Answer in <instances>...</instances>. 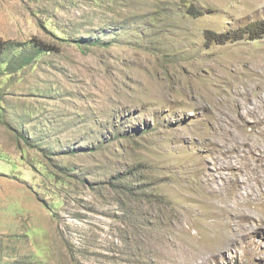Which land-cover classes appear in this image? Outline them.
<instances>
[{
  "label": "rangeland",
  "instance_id": "obj_1",
  "mask_svg": "<svg viewBox=\"0 0 264 264\" xmlns=\"http://www.w3.org/2000/svg\"><path fill=\"white\" fill-rule=\"evenodd\" d=\"M263 20L0 0V264H264Z\"/></svg>",
  "mask_w": 264,
  "mask_h": 264
},
{
  "label": "trees",
  "instance_id": "obj_2",
  "mask_svg": "<svg viewBox=\"0 0 264 264\" xmlns=\"http://www.w3.org/2000/svg\"><path fill=\"white\" fill-rule=\"evenodd\" d=\"M192 10H194V7L191 6L190 7V11L192 12ZM200 12V11H198ZM249 33V35H251V38H258L264 33V20L257 22L255 24H253L251 27H248V29H237V30H233L231 31V33H227V34H222V33H217L214 31H207V40L209 41H217V42H226L229 38L230 39H239L243 36V34L245 33Z\"/></svg>",
  "mask_w": 264,
  "mask_h": 264
},
{
  "label": "bare ground",
  "instance_id": "obj_3",
  "mask_svg": "<svg viewBox=\"0 0 264 264\" xmlns=\"http://www.w3.org/2000/svg\"><path fill=\"white\" fill-rule=\"evenodd\" d=\"M254 108H256V107H254ZM255 112H256V110H255ZM257 114H259V112H257ZM246 202L249 203L248 200H246ZM225 208H226V206H225ZM216 218L221 219L222 217L220 215H218ZM225 234H226V232H225ZM228 241H229V245H230L231 244V236L230 235L228 237Z\"/></svg>",
  "mask_w": 264,
  "mask_h": 264
}]
</instances>
